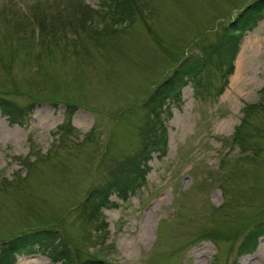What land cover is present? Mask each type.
Segmentation results:
<instances>
[{
	"label": "rangeland",
	"instance_id": "374dc122",
	"mask_svg": "<svg viewBox=\"0 0 264 264\" xmlns=\"http://www.w3.org/2000/svg\"><path fill=\"white\" fill-rule=\"evenodd\" d=\"M251 1L127 0V16L109 0H0V94L30 108L19 122L0 110V249L46 227L103 264H264V235L239 249L264 219V17L230 73L227 51L203 52ZM199 58L140 185L88 219V192L159 133L148 94ZM35 249L15 264H62Z\"/></svg>",
	"mask_w": 264,
	"mask_h": 264
},
{
	"label": "trees",
	"instance_id": "16d2710c",
	"mask_svg": "<svg viewBox=\"0 0 264 264\" xmlns=\"http://www.w3.org/2000/svg\"><path fill=\"white\" fill-rule=\"evenodd\" d=\"M109 1L115 7H121L122 14L127 15V0ZM263 17L264 0H252L222 29L217 42L209 50L203 48V52L209 54L212 52L224 53L227 51L225 53L230 55V64L226 72L230 73L233 70L232 60L245 30ZM201 61L202 59L199 58L196 60L193 59V61L190 59L181 62L150 93L145 101V106L148 110L147 118L152 122L149 128L150 130L156 126H158V130L162 129L163 122L161 120V114L164 107L170 99H175L180 94L181 88L187 84L189 78L196 76L200 72ZM226 76L227 74L224 77ZM1 95L0 110L11 122H19L30 111V108H26L27 112H25L24 108H21L17 103ZM159 136L160 133L152 136L149 135L148 141L143 143L138 155L133 156L125 165L121 166L118 172L108 182L93 187L88 192L82 205L84 208L83 212L85 210L88 219L97 218L103 207L110 206L112 193L117 192L120 197L126 198L129 193L135 190L137 185H140L146 173L141 165L149 159L155 146L159 145ZM233 140L244 150L245 142L239 129L236 130ZM213 235H217L214 237H220L222 234L213 233ZM262 235H264V219L261 221L258 220L251 231L246 234L240 243V251L243 252L247 249L255 250L258 245V239ZM36 247L42 253H46L53 262H60L62 264H103V260L94 256L75 257L71 254L66 244L61 241L58 230L46 227L31 229L4 240L0 249V264H15L18 254L34 252L36 251Z\"/></svg>",
	"mask_w": 264,
	"mask_h": 264
}]
</instances>
